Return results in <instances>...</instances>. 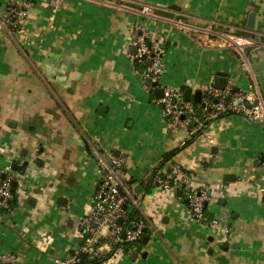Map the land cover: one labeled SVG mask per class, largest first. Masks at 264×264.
<instances>
[{"label": "crops", "instance_id": "1", "mask_svg": "<svg viewBox=\"0 0 264 264\" xmlns=\"http://www.w3.org/2000/svg\"><path fill=\"white\" fill-rule=\"evenodd\" d=\"M10 1L0 0V167H21L11 170L15 207L0 213V264H11L6 254L14 264H61L82 245L78 226L98 180L93 148L126 157L125 178L140 198L131 211L149 223L148 244L103 264H264V162L255 164L264 156V126L221 117L209 127L216 146L196 139L162 169L178 164L206 187V218L230 231L216 237L193 221L179 192L150 185L163 157L191 138L189 128L168 125L131 45L138 22L162 38L165 87L203 92L220 75L264 98V0L34 3L14 36L5 22ZM145 4L155 8L151 20L138 13ZM250 32L257 45L248 51L247 72L226 42ZM227 176L236 178L225 182Z\"/></svg>", "mask_w": 264, "mask_h": 264}, {"label": "built area", "instance_id": "2", "mask_svg": "<svg viewBox=\"0 0 264 264\" xmlns=\"http://www.w3.org/2000/svg\"><path fill=\"white\" fill-rule=\"evenodd\" d=\"M66 0H11L7 5L5 22L12 36L24 30V24L29 16V7L34 3L52 4L59 6ZM124 3V0H114ZM138 13L150 20L155 17V8L142 5ZM180 29L183 24L175 21L173 24ZM162 38L155 36L148 25L138 22L133 26L131 45L136 48L132 55L134 63L145 66L142 74L144 84L149 91L158 88L164 89V98L159 100L163 106V115L172 130L189 128V137L205 138L210 146L217 142L209 132L210 124L217 119L239 115L264 126V98L259 90H233L229 84L224 90L209 86L202 92L201 102L198 105L186 102L184 91L161 84L164 73L165 51L162 47ZM227 45L236 49L242 56L243 69L251 72L248 51L257 45L253 32L245 36L230 35ZM92 155L97 165V184L92 197L90 211L79 222L83 242L69 258L61 264H78L82 255L89 260L107 257V262L116 263L132 252H126L127 245L142 244L146 236L149 223L143 216L134 217L132 207L139 206L140 198L135 196L129 187L124 175L126 157L114 152L102 153L92 149ZM196 175L187 172L178 164L163 171L155 170L151 176V186L155 191H176L184 188L186 203L190 209L193 221L209 227L210 233L216 237L226 238L229 235L227 226L218 220L208 221L205 211L211 204L210 195L206 187L199 184ZM15 178L11 167H0V211H11V202L14 199L13 182ZM6 263L14 264L16 258L12 254L2 256Z\"/></svg>", "mask_w": 264, "mask_h": 264}, {"label": "water", "instance_id": "3", "mask_svg": "<svg viewBox=\"0 0 264 264\" xmlns=\"http://www.w3.org/2000/svg\"><path fill=\"white\" fill-rule=\"evenodd\" d=\"M247 28L249 30H253L255 28V14L252 13L250 14V18H249V21H248V24H247ZM136 48H133V51H132V54L134 55L136 53ZM228 85V78L226 77H223V76H215L214 77V82H213V86L218 89V90H224ZM154 96L160 100V99H163L164 98V89L163 88H158L156 90H154ZM201 97H202V92L201 91H196L195 93H193V90L192 88H186L185 91H184V99L186 102H192L194 101L195 103H200L201 102ZM190 129V127H189ZM214 150H216L214 148ZM264 162V156L260 159V160H257L255 162L256 166H259V163H262ZM25 166L28 165L27 162L24 163ZM20 167L17 163H13V165L11 166V170L14 171V172H19L20 170ZM236 176H227L225 177V182H230V181H233L235 180ZM18 185V182L17 181H14L13 182V186L14 187H17ZM67 200H65L64 198H61L60 199V204L61 205H64L66 206L67 205ZM149 237H145L143 240H142V244L141 245H146L148 244L149 242ZM137 254L133 255V260H135L137 258Z\"/></svg>", "mask_w": 264, "mask_h": 264}, {"label": "trees", "instance_id": "4", "mask_svg": "<svg viewBox=\"0 0 264 264\" xmlns=\"http://www.w3.org/2000/svg\"><path fill=\"white\" fill-rule=\"evenodd\" d=\"M134 65H135L136 70H138L139 72H141V74H144L145 73V66H143L142 64H139L137 62L134 63ZM183 89H185V88H183ZM233 90L236 91V90H239V89L233 87ZM153 91L154 90H152L151 92H153ZM195 105H198V104H195ZM195 140H196V137L191 138V139L187 140L182 147L176 148V149L170 151L169 153H167L163 157L162 162L155 169V172L162 171V169L164 168V166L168 162H171L175 158V156H177L181 151H183L187 146H189L190 144H192ZM88 149L90 150L89 146H88ZM187 172H189V171H187ZM150 182H151V180H150ZM150 185H151V183H150ZM15 190H16V188L13 186V193L14 194H15ZM177 192H179L180 196L183 199H186V192H185V189L184 188H181V189L177 190ZM14 207H15L14 200H12V202H11V211L14 209ZM5 212L8 213L7 211H0V213H5ZM206 212L207 211H205V217H206V214H207ZM133 215H134V217H138L139 214H138L137 211H134V214ZM209 219H207V220L208 221H211L212 218H209ZM143 246L144 245H141L140 243L134 244V245H132V244L131 245H127L126 246V252L131 251L132 248H134V247H136V249L139 250L140 247H143ZM108 259H109V256H107V257H101V258H96V259H93V260H89L85 255H82V261L80 263H78V264H103V263H106Z\"/></svg>", "mask_w": 264, "mask_h": 264}]
</instances>
